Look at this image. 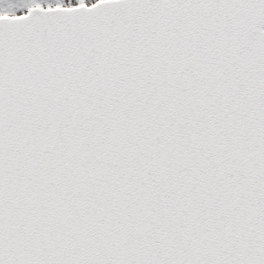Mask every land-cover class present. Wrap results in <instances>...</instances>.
<instances>
[{
    "label": "snow or ice",
    "instance_id": "snow-or-ice-1",
    "mask_svg": "<svg viewBox=\"0 0 264 264\" xmlns=\"http://www.w3.org/2000/svg\"><path fill=\"white\" fill-rule=\"evenodd\" d=\"M0 264H264V0H0Z\"/></svg>",
    "mask_w": 264,
    "mask_h": 264
},
{
    "label": "rangeland",
    "instance_id": "rangeland-1",
    "mask_svg": "<svg viewBox=\"0 0 264 264\" xmlns=\"http://www.w3.org/2000/svg\"><path fill=\"white\" fill-rule=\"evenodd\" d=\"M77 2V0H72V3L75 4ZM93 2H95V0H93ZM65 3H67V0H65Z\"/></svg>",
    "mask_w": 264,
    "mask_h": 264
}]
</instances>
